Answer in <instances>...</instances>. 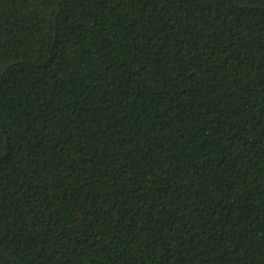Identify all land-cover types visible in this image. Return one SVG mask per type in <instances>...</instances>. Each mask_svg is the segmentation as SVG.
Returning a JSON list of instances; mask_svg holds the SVG:
<instances>
[{"label":"trees","instance_id":"16d2710c","mask_svg":"<svg viewBox=\"0 0 264 264\" xmlns=\"http://www.w3.org/2000/svg\"><path fill=\"white\" fill-rule=\"evenodd\" d=\"M0 264H264V0H0Z\"/></svg>","mask_w":264,"mask_h":264}]
</instances>
